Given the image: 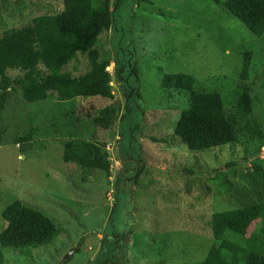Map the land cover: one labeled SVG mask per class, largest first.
<instances>
[{"label":"rangeland","instance_id":"obj_1","mask_svg":"<svg viewBox=\"0 0 264 264\" xmlns=\"http://www.w3.org/2000/svg\"><path fill=\"white\" fill-rule=\"evenodd\" d=\"M132 1L122 10L129 36L121 41L120 54L124 61L131 58L137 64L140 76L130 72V90L124 89L116 63L108 67L116 100L112 108L117 113L112 131L117 133L101 127L95 132L92 117L99 102H83L79 110L87 137L95 132L106 143L115 160L117 181L102 170H84L64 161L60 139L50 133L54 131L50 114L55 98L47 103L10 104L4 118L7 132L0 145V231L6 226L3 209L19 199L50 215L63 232L30 251L0 243V264H178L187 257L203 258L213 241L212 214L264 196L262 187L239 177V171L245 172L252 164L244 161L240 145L192 150L177 137L161 141L174 135L188 104L185 90L168 97L162 85L164 75L192 74L206 82L204 86L220 88L229 100L239 83L234 78L238 81L243 61L240 47L252 43L253 69H264V34L254 36L232 19L225 23L228 42L223 39L226 50L222 51L212 11H225L211 0H143L140 6ZM47 7L62 9L63 0H0V31L46 12ZM112 34L102 35V42ZM86 66L87 60L81 57L79 69L72 71L77 74ZM252 87L255 108H261L264 84L254 81ZM127 110L128 120L119 131L120 118ZM27 111H32L39 135L22 150L13 137L29 129ZM129 152L131 161L122 169V157ZM230 161L236 162V175L225 167ZM222 174L231 180L230 190H220L215 183ZM109 231L120 236L119 247L113 249V237L104 235Z\"/></svg>","mask_w":264,"mask_h":264},{"label":"trees","instance_id":"obj_2","mask_svg":"<svg viewBox=\"0 0 264 264\" xmlns=\"http://www.w3.org/2000/svg\"><path fill=\"white\" fill-rule=\"evenodd\" d=\"M127 1L63 0L62 9L47 7L46 12L32 14L20 25L0 31V145L7 132L4 118L10 104L18 101L47 103L55 98V107L50 114L54 131L50 129V133L60 139L64 161L76 163L84 170L98 169L111 173L112 162L107 145L95 137L99 127L117 133L112 131L117 113L112 108L116 100L111 84L113 73L108 67L116 63L117 74L124 78V89L130 88V72L140 76L137 64H133L131 58L124 61L126 58L120 54L121 41L129 36V25L125 24L122 16ZM141 1L133 0L132 4L139 5ZM211 1L225 11H212L217 19L216 40L222 51L226 50L223 41L228 42L225 23L232 19H237L254 36L264 34V0ZM109 31L113 34L102 42V35ZM239 50L243 61L238 81L234 78L239 83L232 90L229 100L225 99L220 88L204 86L206 82L192 74L178 72L164 75L162 85L168 89V97L175 96V91L180 93L185 90L188 104L177 120L174 135L162 137L161 141L171 142L177 137L192 150L225 144L240 145L244 161H252V164L245 172L241 169L239 177L251 186L262 187L264 191V155H261L264 147V96L262 107L255 108L252 93L254 81L264 84V69H253L252 43ZM81 57L87 60V66L85 71L75 74L72 70L79 69ZM73 61L70 70L68 66ZM12 70L16 74L11 73ZM103 99H107L109 105ZM92 100L101 106L92 117L95 132L87 137L85 128L79 122V110L84 107L83 102ZM27 115L29 129L13 137V142L19 144L22 150L39 135L32 111H27ZM127 117L128 110L120 118L119 131ZM235 161L225 165L226 168L231 167L233 175L237 174L238 168ZM214 181L220 190L231 189L232 183L226 174L217 176ZM1 215L6 226L0 231V243L12 249L30 251L52 242L63 232L50 215L19 199L8 204ZM209 225L213 241H210L204 257H187L178 264H264L263 195L235 208L214 212Z\"/></svg>","mask_w":264,"mask_h":264},{"label":"clouds","instance_id":"obj_3","mask_svg":"<svg viewBox=\"0 0 264 264\" xmlns=\"http://www.w3.org/2000/svg\"><path fill=\"white\" fill-rule=\"evenodd\" d=\"M110 70V69H109ZM111 84L112 85H114V80L111 82ZM120 139V138H119ZM19 145V144H18ZM107 147V146H106ZM261 155L263 156L264 155V147H263V149L261 150ZM117 156V155H116ZM118 157V156H117ZM119 158V157H118ZM122 158H124L123 160H121V162H122V164H121V166H122V168L126 165V162H129V161H131V159H130V152L127 154V156H125V157H122ZM110 160H111V162L113 161V162H115V160L114 159H111L110 158ZM117 163V162H116ZM74 164H76V163H74ZM79 166V165H78ZM113 166H114V164L112 163L111 164V169H110V171H111V173L110 174H108V178L109 179H111V180H115V179H117V176H115L114 175V170H113ZM80 167V166H79ZM118 167V166H117ZM81 168V167H80ZM82 169V168H81ZM122 170V169H121ZM117 181V180H116ZM115 205V204H114ZM115 207H116V205H115ZM114 207V208H115ZM113 208V209H114Z\"/></svg>","mask_w":264,"mask_h":264},{"label":"flooded vegetation","instance_id":"obj_4","mask_svg":"<svg viewBox=\"0 0 264 264\" xmlns=\"http://www.w3.org/2000/svg\"><path fill=\"white\" fill-rule=\"evenodd\" d=\"M124 168V167H123ZM122 168V169H123ZM118 179V178H117ZM116 179V180H117ZM115 231V230H114ZM111 232V234H110V231L109 232H107V233H104V235H110V236H112L113 237V239H114V247H113V249L114 248H116V247H119V245H120V242H118L119 241V238H120V236L118 235V234H115V232Z\"/></svg>","mask_w":264,"mask_h":264},{"label":"crops","instance_id":"obj_5","mask_svg":"<svg viewBox=\"0 0 264 264\" xmlns=\"http://www.w3.org/2000/svg\"><path fill=\"white\" fill-rule=\"evenodd\" d=\"M118 139L120 138V136L117 137Z\"/></svg>","mask_w":264,"mask_h":264},{"label":"water","instance_id":"obj_6","mask_svg":"<svg viewBox=\"0 0 264 264\" xmlns=\"http://www.w3.org/2000/svg\"><path fill=\"white\" fill-rule=\"evenodd\" d=\"M67 258V257H66Z\"/></svg>","mask_w":264,"mask_h":264}]
</instances>
